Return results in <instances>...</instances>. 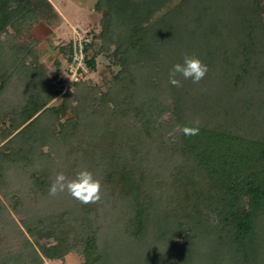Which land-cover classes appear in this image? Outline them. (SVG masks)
<instances>
[{"label": "trees", "instance_id": "obj_1", "mask_svg": "<svg viewBox=\"0 0 264 264\" xmlns=\"http://www.w3.org/2000/svg\"><path fill=\"white\" fill-rule=\"evenodd\" d=\"M95 7L104 13L102 29L86 50L101 39V50L111 51L122 66L115 77L124 85L108 94L116 96L114 110L120 112L115 129L104 122L87 136L79 129L80 116L60 121L66 105L62 111L48 106L62 93L64 79L40 59L32 29L41 11L32 0H0V189L7 190L13 169L27 174L34 193L47 194L54 172L45 166L51 159L45 145L62 143L88 158L97 155L105 171L100 182L128 201L123 232L115 231L128 243L117 247L110 235L101 244L94 203L75 200L76 208H59L54 218L31 205L20 207L22 198L14 193L13 207L26 215L34 241L25 237L18 250H0V264H45V258L62 259L73 250L85 255L81 264H264V0H98ZM25 33L29 40L21 42ZM63 45L60 52L66 51ZM50 46L57 48L51 41ZM72 51L70 42L69 61ZM185 55L198 57L208 69L217 63L227 88L222 100L231 93L237 104L232 122L189 119L175 93L183 89L169 83V71ZM86 65L95 68V57L88 55ZM257 68L259 78L251 79ZM141 81L161 85L160 101L124 106L123 88L139 96L135 88ZM102 103L105 111L112 107L107 99ZM178 125L198 126L199 134L185 136ZM125 138L136 143L128 147ZM65 165L77 173L74 165ZM162 177L169 181L162 183ZM6 211L0 197V225Z\"/></svg>", "mask_w": 264, "mask_h": 264}, {"label": "rangeland", "instance_id": "obj_2", "mask_svg": "<svg viewBox=\"0 0 264 264\" xmlns=\"http://www.w3.org/2000/svg\"><path fill=\"white\" fill-rule=\"evenodd\" d=\"M75 5L76 4L72 2L70 7L73 8ZM67 11L70 12L71 10ZM98 13L99 15L97 21H81V23H83L81 25L82 30H80L82 33L88 32L89 35H93L94 38H96V35L98 36L102 29L101 21L104 16L102 11H98ZM215 17L216 15H213V20ZM64 26L67 28V32L60 33L62 34V37L68 36L69 41L66 40L65 42L61 43L60 41L56 42L57 40L54 41L58 45L64 44L63 46L66 47L65 52L61 51L56 53V51H52L51 49L47 50L50 45H47L46 43H43L41 46H39L40 49L41 47L44 48V50L41 49L40 59L49 67L48 71L51 74L57 72L64 79L62 93L53 99L48 106L60 108V111H62L61 107L66 105V112H60V121L65 123V121H67L69 118L80 116L79 119L81 118V125L79 126V129L85 132L87 136L92 133L96 134L98 130H95V127H100L104 124V122H108L110 124H108L110 127L109 130L113 128L115 129V125H117L116 123L118 121L117 119L120 118V112L114 110L117 107L114 105L113 101L114 97L116 98V96L114 95L113 97L108 94L111 88H115L118 85L122 87L124 85L122 80H117L115 77V75L121 70L122 66L117 62L116 57H114L111 51L101 50L102 41L101 39L97 38L98 40L95 45H92L89 48V57H95V68L87 66L85 71L73 74L74 72H72L70 67L71 62L68 60L70 54L69 43L73 42V40L79 34L77 31L75 32L71 26H69L68 22H64ZM76 29L79 31L80 27H76ZM28 40L29 37L26 35V33L20 37L21 42ZM263 48L264 47L261 45V50ZM262 55L261 61L264 63V51ZM56 59L60 60L59 65H57ZM217 68V63L215 64L214 61L211 64L210 69H208L207 74L203 78L204 80H201L198 84H194L191 80L182 83L179 89L183 90H178L175 92L177 95L180 93V98H182L186 103L189 115L188 117L192 122L217 125L226 123L227 121L232 122V120L237 118L239 115V112H237L238 108L237 110L234 109L235 105L237 104H235V102L233 104V97H231V93L230 96H228L225 100H222L221 96H223V93L225 94L227 88L223 86L226 84L223 83L222 79L220 78V74L218 71H216ZM135 70L136 68H131L130 70L132 73H134V76L136 74ZM259 70L260 69L258 68L253 69L250 78H259ZM134 76L131 75L132 78H134ZM157 78L153 81L157 82ZM75 81H82L81 83L85 82V84H81L79 87H77L73 84ZM137 84H139V86ZM136 86L137 87L135 88V91L139 93V96L135 95V97H131V94H134V91L131 90L128 92L129 90H125L123 88V93L120 95L121 98L117 97L121 99L124 106H126V104L137 105L139 103L141 104L142 102H149L148 99L150 98H157L158 101H160L162 98L161 93H163L164 90L162 91L160 87L161 85L159 84H156V86L154 84L148 85L146 81H141L136 83ZM154 86L155 91H153ZM169 90L170 89L166 91L165 95H168L167 99L169 100L167 101L172 102V100L174 101V98L172 97L174 94H170ZM65 92L69 93L67 98L64 94ZM145 95H147V99L144 97ZM237 96L239 97L242 95L238 94ZM105 99H107L109 103H111L110 105L114 108L110 107L107 111H105L104 104L102 103ZM91 122L94 124H91ZM9 124L10 120L6 119L5 125ZM59 128L61 127L59 126ZM125 139L127 140V144L129 143L132 146L136 143V138L129 139V142L128 138ZM146 140L148 139L144 140L147 146L148 143ZM125 148H127L126 145ZM44 152H49L51 156V159H49L45 166L48 167L46 168L50 171V173L54 172L53 177L50 178V180L52 179V182L55 181L56 175L60 172H63L69 178H72L76 175V173H69L66 168H63V166H66V161L68 165H74L75 172L87 169L88 171L92 172L94 177L99 181H101L105 173V171L98 168V163H100L101 160L97 155L92 156V158H88L85 153L83 155V153L80 152L75 153L69 149L67 150L65 144L62 143L57 144V147L54 146V148H52L51 145H45ZM24 165L26 166L24 167L25 170H30L27 163H24ZM15 171L16 170L12 169L9 174V178H7V190L6 188L4 190L0 189V197L8 210V212H5L7 213L5 214L7 220H5L0 225V250L6 249V251L18 250L22 246L25 237L29 238L32 242L34 241V238H32V236L27 232L23 222L26 215L18 214L13 207L11 199L14 198V193H17V195L22 198L20 207H28L31 205L42 213L46 212L45 214L49 213L48 215H54V218L57 214L55 210H59V208L62 210H67L68 207L71 209L72 205L75 208L77 207L76 204H74L76 199H74L67 192L59 193L55 197L49 196L48 193L43 194L44 192L40 191L34 193L32 191L33 188H29L26 183L27 174H24V172L15 173ZM2 177L3 176L0 175V181L2 180ZM159 179L162 183L163 181L168 180V178L166 179L165 177ZM100 184L101 199L97 203H94L97 207L94 221L98 227V235L100 237L101 244L105 247L106 242L110 240L109 236L112 235V237H110L116 240L115 243L117 247L124 246V244L128 242L125 237L123 238L121 236L123 235V231L120 228V222H123V212L128 209V201L123 197V195H121L118 189H115L106 182H100ZM73 221H77V219H74ZM118 230H121L122 232H115ZM35 247L39 249L37 244H35ZM84 261L85 255L78 250L71 251L62 259L45 258V264H81Z\"/></svg>", "mask_w": 264, "mask_h": 264}, {"label": "clouds", "instance_id": "obj_3", "mask_svg": "<svg viewBox=\"0 0 264 264\" xmlns=\"http://www.w3.org/2000/svg\"><path fill=\"white\" fill-rule=\"evenodd\" d=\"M208 66L198 57L185 55L183 63H176L169 71V83L175 87L181 86L182 76L185 80L190 79L194 84H198L207 74ZM185 136H196L199 134V127L177 126ZM101 184L92 172L83 169L76 173L72 178L67 177L63 172L56 175L55 181L50 185L48 194L51 197L59 193L67 192L74 199L87 205L97 203L100 199Z\"/></svg>", "mask_w": 264, "mask_h": 264}, {"label": "crops", "instance_id": "obj_4", "mask_svg": "<svg viewBox=\"0 0 264 264\" xmlns=\"http://www.w3.org/2000/svg\"><path fill=\"white\" fill-rule=\"evenodd\" d=\"M97 0H32L40 12L38 22L32 29V35L40 42L50 45L53 42L57 48L52 51L60 52V45L56 42H65L68 36H63L61 33H66L67 28L64 22H68L69 26L76 32V27H81V21H97L98 11L96 10ZM76 5L71 8L70 4ZM67 10H71L68 12ZM61 32V33H60ZM54 40H57L56 42ZM69 41V40H68ZM42 50L44 48L41 47ZM50 46L47 50H50ZM46 50V49H45Z\"/></svg>", "mask_w": 264, "mask_h": 264}, {"label": "built area", "instance_id": "obj_5", "mask_svg": "<svg viewBox=\"0 0 264 264\" xmlns=\"http://www.w3.org/2000/svg\"><path fill=\"white\" fill-rule=\"evenodd\" d=\"M76 29L79 35L73 40V51H72V59L70 63V67L73 74H77L79 72H83L86 70V58L89 55V51L86 50L87 45L94 40L93 35H89L88 32L82 33Z\"/></svg>", "mask_w": 264, "mask_h": 264}]
</instances>
